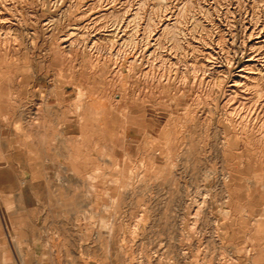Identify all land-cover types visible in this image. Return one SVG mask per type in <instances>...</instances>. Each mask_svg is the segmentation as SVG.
Segmentation results:
<instances>
[{"label":"rangeland","instance_id":"rangeland-1","mask_svg":"<svg viewBox=\"0 0 264 264\" xmlns=\"http://www.w3.org/2000/svg\"><path fill=\"white\" fill-rule=\"evenodd\" d=\"M209 3L0 0V218L43 264H264V0Z\"/></svg>","mask_w":264,"mask_h":264},{"label":"crops","instance_id":"crops-1","mask_svg":"<svg viewBox=\"0 0 264 264\" xmlns=\"http://www.w3.org/2000/svg\"><path fill=\"white\" fill-rule=\"evenodd\" d=\"M18 154L17 160L25 163L26 151L20 149ZM12 157H15L13 153ZM20 209L26 210L25 206ZM9 228L10 223L0 218V264H43L40 260L44 243L42 236L36 233H12Z\"/></svg>","mask_w":264,"mask_h":264},{"label":"bare ground","instance_id":"bare-ground-1","mask_svg":"<svg viewBox=\"0 0 264 264\" xmlns=\"http://www.w3.org/2000/svg\"><path fill=\"white\" fill-rule=\"evenodd\" d=\"M181 12V11H180ZM174 14V13H173ZM103 15L102 12H99V13H94V15L92 16L91 19H89V21H87L86 23V26H87V29H82V26L78 25L76 27H73L71 30L68 29V31L63 34L62 36V41H63V46H68L69 48H72L74 47L76 44L74 42V36H84V39H85V44L86 45H89L90 44V47H98L99 43H100V40L103 39L105 36H108L110 35L111 33H102L101 30H96L93 28V26L90 27V24L93 23V21L99 17H101ZM171 14L169 13V16L167 15V19L170 20L171 19ZM176 19V18H175ZM171 22V21H170ZM171 24V23H170ZM169 24V25H170ZM172 25V24H171ZM165 26H168V22L166 23ZM173 29V28H172ZM259 30V29H258ZM115 31V30H114ZM177 33V32H176ZM108 34V35H107ZM120 34V33H119ZM118 34V31L116 30L115 31V36H119ZM112 35V34H111ZM114 35V34H113ZM183 35V34H182ZM257 35V34H256ZM8 37V36H7ZM17 37V36H16ZM120 37V36H119ZM18 39V37H17ZM10 40V39H9ZM13 40V39H12ZM157 40V39H156ZM264 40V39H262ZM177 41V40H176ZM67 42V43H65ZM4 43V42H3ZM6 43V42H5ZM9 44V43H8ZM260 46V45H259ZM252 47V46H251ZM118 51V50H117ZM139 53V52H138ZM67 54V53H66ZM172 54V53H171ZM142 56V55H141ZM166 56V55H165ZM137 57V56H136ZM134 58V59H137V58ZM170 58V57H169ZM179 58V57H178ZM153 59V58H152ZM181 59V58H180ZM164 60V59H163ZM166 60V59H165ZM168 60V59H167ZM101 61V60H100ZM165 62V61H164ZM114 63V62H113ZM144 64V63H143ZM146 64V63H145ZM261 65V67L259 68H262L263 69V75H264V54H261L259 53V51H256L254 52L251 56H248V58L246 59V63H244L237 71L236 75H238L239 77H235L233 78L232 82L230 83V85L232 87H237L238 84L241 83L243 77H246V79L250 78L251 77V74H250V71L252 68H257L258 65ZM167 66V65H166ZM212 66V64H211ZM210 66V67H211ZM172 67V66H171ZM164 68V67H163ZM213 68V67H212ZM143 69V68H142ZM153 69V68H151ZM176 70V69H175ZM253 71V70H252ZM251 71V72H252ZM255 71V70H254ZM262 71V70H261ZM172 72V71H171ZM180 72V71H179ZM169 73V72H168ZM257 73V72H256ZM149 74V73H148ZM173 74V73H171ZM169 75V74H167ZM139 76V75H138ZM155 79V78H154ZM249 80V79H248ZM143 81V80H142ZM242 85V84H241ZM141 88V87H140ZM238 88V87H237ZM236 94V93H235ZM80 95V94H79ZM85 96V95H84ZM248 97V96H246ZM228 101V100H227ZM123 102V101H122ZM117 103V102H116ZM251 103V102H250ZM81 106V105H79ZM77 110V109H76ZM126 110V109H125ZM248 112L246 113V116H247ZM243 116V115H242ZM239 117V116H238ZM31 118V117H30ZM38 118V117H37ZM33 119V118H31ZM140 119V118H139ZM183 119V118H182ZM244 119V118H242ZM35 120V119H34ZM240 120V119H238ZM228 121H230L228 119ZM239 123H241L239 121ZM238 123V124H239ZM234 125V124H233ZM248 125V124H247ZM139 126V125H138ZM142 126V125H141ZM240 126V125H239ZM243 126V125H241ZM250 126V125H249ZM241 129V127H239ZM125 130V129H124ZM187 131V130H186ZM240 132V130H239ZM261 134V133H260ZM207 139V138H206ZM224 139V138H223ZM228 145V144H227ZM232 149V148H230ZM229 156V155H228ZM135 164V163H134ZM171 164V163H170ZM137 167V166H136ZM171 170V169H170ZM129 173V172H128ZM233 173V172H232ZM235 175V173H233ZM132 175V174H131ZM91 177V175H90ZM94 181V180H93ZM115 183V182H114ZM229 184V183H228ZM231 184V183H230ZM229 184V186H230ZM199 196V195H198ZM197 196V197H198ZM198 201V200H197ZM194 203V202H193ZM202 203V202H201ZM197 208V206H196ZM195 208V209H196ZM197 210V209H196ZM200 212V211H199ZM202 213V212H201Z\"/></svg>","mask_w":264,"mask_h":264},{"label":"built area","instance_id":"built-area-1","mask_svg":"<svg viewBox=\"0 0 264 264\" xmlns=\"http://www.w3.org/2000/svg\"><path fill=\"white\" fill-rule=\"evenodd\" d=\"M230 1L231 2L234 1L237 4L238 2H241L243 0H230ZM244 1H246V0H244ZM207 2H210L209 4L211 6V5H213V3H215V0H207ZM259 16L260 17H259V21L257 23V26L260 28V33L263 34V38H264V12L261 11ZM191 22H192V20L189 21L188 24L191 25ZM191 31H192V28H190V27H185L184 28V55L187 56V57H190V55L192 54V50H193L192 46L190 45V43L193 40ZM199 36H201V34ZM196 42L199 45L201 44V41L199 39L196 40Z\"/></svg>","mask_w":264,"mask_h":264}]
</instances>
